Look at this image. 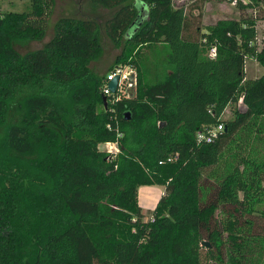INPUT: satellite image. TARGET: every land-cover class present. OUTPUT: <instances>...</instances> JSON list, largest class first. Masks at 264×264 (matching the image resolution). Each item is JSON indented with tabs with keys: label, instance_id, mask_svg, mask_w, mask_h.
<instances>
[{
	"label": "trees",
	"instance_id": "trees-1",
	"mask_svg": "<svg viewBox=\"0 0 264 264\" xmlns=\"http://www.w3.org/2000/svg\"><path fill=\"white\" fill-rule=\"evenodd\" d=\"M205 1L89 0L114 9L103 24L61 17L24 54L14 44L44 37L54 0L0 12V264H264V0H236L239 17L207 30ZM102 30L135 71L127 96L104 95L89 67ZM251 55L263 73L246 79ZM117 132L119 151H102ZM142 185L164 187L148 219Z\"/></svg>",
	"mask_w": 264,
	"mask_h": 264
},
{
	"label": "rangeland",
	"instance_id": "rangeland-1",
	"mask_svg": "<svg viewBox=\"0 0 264 264\" xmlns=\"http://www.w3.org/2000/svg\"><path fill=\"white\" fill-rule=\"evenodd\" d=\"M236 1V0H235ZM89 0H54V5L51 8V13L48 16L45 35L41 40L30 41L25 45L14 44V48L21 54L28 51L42 47L53 36V27L57 19L61 17H77V18H91L103 24L104 21L112 14L114 9L98 8L92 11L89 7ZM175 6L184 5L189 8L193 3L200 0H173ZM233 0H208L202 6V29L207 30L217 20L222 18H238L240 10L237 7V2L232 3ZM262 2V1H261ZM262 5V3H261ZM260 5V6H261ZM29 8V0H0V12L7 10L23 11ZM262 8V7H260ZM245 12L253 13L252 8L247 9ZM131 31V30H130ZM101 42L103 46V54L97 61H92L89 67L98 75L106 76L109 71L115 66L114 61L116 56L121 52L120 48H115L111 41L107 38L104 31H101ZM256 46V51H259L264 46V20L257 21V35L253 41ZM125 67V66H124ZM245 77L257 78L263 73V67L260 65L254 55L248 56L245 60ZM135 74V71H134ZM127 96V95H125ZM244 109L245 106L238 100L235 105H229L225 110L223 118L227 119L231 115V110L234 108ZM254 135V132H251ZM257 143V142H256ZM264 143V142H263ZM264 146V144H259ZM100 149L105 153H114L120 148L117 142L102 143ZM164 187L160 185H142L138 188V202L144 214V219H148L151 211L155 207L159 197L163 194ZM256 215H254L255 225L252 229L253 232H259L264 235V203H261L256 208ZM211 243L209 240H204ZM206 245L202 247L205 248Z\"/></svg>",
	"mask_w": 264,
	"mask_h": 264
},
{
	"label": "built area",
	"instance_id": "built-area-1",
	"mask_svg": "<svg viewBox=\"0 0 264 264\" xmlns=\"http://www.w3.org/2000/svg\"><path fill=\"white\" fill-rule=\"evenodd\" d=\"M236 1L233 0L232 3H235ZM216 54L215 47L212 46L209 49L208 55L209 57H214ZM134 73V70L127 66H121V65H115L111 71L108 72V74L105 76V85L103 88L104 95H111L113 92L108 88V82L115 76L118 75V82L116 86V91L118 92L119 96L121 95H128V88L131 86V83L128 80V75ZM118 96V97H119ZM224 129V124L222 122L215 124V125H208V126H202L201 129L196 131V139L198 141L202 142H210L213 140L218 132L222 131ZM121 132H117V139L115 142L119 143L118 139L121 137ZM109 143V142H106ZM119 149L117 150V152ZM114 152V153H117ZM112 153V154H114Z\"/></svg>",
	"mask_w": 264,
	"mask_h": 264
},
{
	"label": "water",
	"instance_id": "water-1",
	"mask_svg": "<svg viewBox=\"0 0 264 264\" xmlns=\"http://www.w3.org/2000/svg\"><path fill=\"white\" fill-rule=\"evenodd\" d=\"M128 80L131 83V86L128 88V92L132 93V88L135 82V75L134 73H131L128 75ZM117 82H118V75H115L109 82H108V88L111 90V92H116V86H117ZM126 118H129V116H127ZM202 245H206L209 246V243L206 241L202 242Z\"/></svg>",
	"mask_w": 264,
	"mask_h": 264
}]
</instances>
